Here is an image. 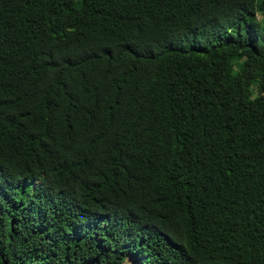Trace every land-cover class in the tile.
<instances>
[{"label":"trees","instance_id":"obj_1","mask_svg":"<svg viewBox=\"0 0 264 264\" xmlns=\"http://www.w3.org/2000/svg\"><path fill=\"white\" fill-rule=\"evenodd\" d=\"M129 256L264 264V0H0V264Z\"/></svg>","mask_w":264,"mask_h":264},{"label":"rangeland","instance_id":"obj_2","mask_svg":"<svg viewBox=\"0 0 264 264\" xmlns=\"http://www.w3.org/2000/svg\"><path fill=\"white\" fill-rule=\"evenodd\" d=\"M258 18L260 19L261 17L259 16ZM124 264H138V261L135 258L129 256Z\"/></svg>","mask_w":264,"mask_h":264}]
</instances>
